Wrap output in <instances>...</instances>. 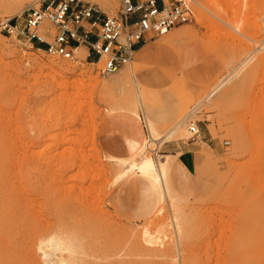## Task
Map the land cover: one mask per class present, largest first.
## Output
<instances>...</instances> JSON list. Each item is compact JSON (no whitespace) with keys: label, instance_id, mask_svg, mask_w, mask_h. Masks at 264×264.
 <instances>
[{"label":"rangeland","instance_id":"rangeland-1","mask_svg":"<svg viewBox=\"0 0 264 264\" xmlns=\"http://www.w3.org/2000/svg\"><path fill=\"white\" fill-rule=\"evenodd\" d=\"M82 1L102 17L121 8V0ZM187 2L194 21L172 46L192 43L198 60L166 68L181 112L167 126L155 123L151 151L159 164L168 160L172 206L147 176L117 183L122 168L109 159L133 153L114 119L139 120V97L149 112L154 90L137 76L151 63L136 57L103 75L77 53L51 55L2 29L21 26L38 0H0V264H72L45 243L42 255L51 236L77 242L74 264H264V0ZM62 64L74 68L63 75L66 87L54 71ZM191 123L201 136L191 138ZM178 141L196 142L189 166L164 155ZM144 227L158 244L144 243Z\"/></svg>","mask_w":264,"mask_h":264},{"label":"built area","instance_id":"built-area-1","mask_svg":"<svg viewBox=\"0 0 264 264\" xmlns=\"http://www.w3.org/2000/svg\"><path fill=\"white\" fill-rule=\"evenodd\" d=\"M194 18L187 0H121L117 15L103 17L82 0H38V6L26 9L21 26L7 21L2 29L67 60L86 46L97 57L91 63L98 65L101 74L109 75L133 62L140 41L165 35ZM188 129L191 138L200 136L196 123Z\"/></svg>","mask_w":264,"mask_h":264},{"label":"crops","instance_id":"crops-1","mask_svg":"<svg viewBox=\"0 0 264 264\" xmlns=\"http://www.w3.org/2000/svg\"><path fill=\"white\" fill-rule=\"evenodd\" d=\"M158 1L161 3V0ZM183 25L175 27L176 30L173 31V33L170 34L166 40L148 36L145 40L140 41L136 45L137 55H135V58L137 57V60L139 61L151 63L148 66H144L139 71L137 77L147 87L154 90L152 93L154 95L152 96V105L149 107V115L159 127H164L173 123L181 112V102L177 95L169 88L172 81L171 76L168 72H166V68L169 70L174 69L176 71H182L188 69L198 60L197 53L193 48L192 43L188 44L183 41L184 43L178 44L182 48L174 49L173 47L175 43L182 42V39L178 38L176 33L182 32L183 29L181 28ZM188 46L191 49H187ZM84 47L87 50V54L90 56L88 60L90 62L96 61V55L90 53L86 46ZM140 116L141 118L139 117V120L134 116L119 117L114 119L116 122L115 125L119 128L120 134H122L124 138L128 139L130 148L133 142L132 137L135 134L136 129L142 130L143 137L145 135V131L141 123H143V126L146 130H148L143 111L140 112ZM200 130L201 129L199 128L201 136L202 130ZM145 137L147 138L148 134ZM197 151L198 148L196 147V142L190 141H178L173 144L166 145L163 149V152L165 153L164 155L173 157L178 156V159L184 165L187 164L188 166L195 160Z\"/></svg>","mask_w":264,"mask_h":264},{"label":"bare ground","instance_id":"bare-ground-1","mask_svg":"<svg viewBox=\"0 0 264 264\" xmlns=\"http://www.w3.org/2000/svg\"><path fill=\"white\" fill-rule=\"evenodd\" d=\"M257 48H259V46ZM76 53L78 54V57H79V55L82 58H86L85 55L87 56V50L83 46L79 47L76 50ZM72 67H73V65H72ZM73 69L69 65L62 64V65H59L57 67V69L54 70L55 73H56V75H60L61 76L60 83H59L60 85H62L63 87H66L67 84H70L68 82V79H66L65 77H63V75L65 73H71V72H73L74 71ZM81 72H79V73H81ZM83 73H85V72H83ZM83 73H81L80 75H84ZM228 77L229 76L227 75L216 86V88H214L207 95V97H211L213 95V93L216 91V89H219L220 86L226 81V79ZM89 85H91V84H89ZM80 91H81V89H80ZM138 99H139L138 100V103L141 106L142 111L145 114L144 117H145V120L146 121L145 120L144 121L146 122V124L148 126L147 129H148L149 138L143 137L142 130L136 129L135 130V134L132 137L133 138V142H132L131 150L133 151V153L130 156H128V157H121V158L120 157L113 156V155H110L109 156L110 161H116V162H118L121 165V168H122L121 171L115 176V181L117 183H119L125 177H127V176H129L131 174H136V175L139 174V175L147 176L148 178H150V180L153 183V185L155 186V188L158 189V192H159V195H160V198H161L160 199L161 203H162V201L164 199H166L165 201H170L171 202V205L174 206L175 200H174V198L172 196V192L170 190L169 182H168V163H167L168 160L164 159L162 161V165H161V163L159 164L158 156L156 154L154 155L153 153H151V151L154 152V149L152 147L154 146V144L160 138L159 137L160 135L158 136V134H159L158 133V129H157L158 127H157V125H155V122L151 119V117L149 115V112L147 111L148 106H147L146 101L142 97H139ZM135 114L137 115V112H135ZM187 132L188 133L190 132L189 129L187 130ZM162 211H163V206H160L157 209L156 213L157 212L160 213ZM171 220H172L173 226L177 230L178 227H179V222H178L177 216L176 215H173L172 218H171ZM150 229L148 227H144L143 228L142 234H141L142 235L141 236L142 237V240H144V243H146L148 245H156V244H158V242L160 240L159 239V236L155 235V233L153 234L150 231ZM44 243L47 244V246L50 247L51 249H53L54 251L57 250V251H60L61 252V258L60 259H61V262L62 263H64L65 261L67 262V260H68L69 262H71L72 264H74L75 261H77L76 259H77V255L79 253V248H78V245H77V242L76 241H73L71 239H63L61 237H55V236L52 237L51 236V238H49L48 240L43 241V243H42V245L40 247V249L42 251V255L44 257H47L49 255H48V253H47V251L45 249V246L43 245ZM65 253H66V255H64Z\"/></svg>","mask_w":264,"mask_h":264}]
</instances>
